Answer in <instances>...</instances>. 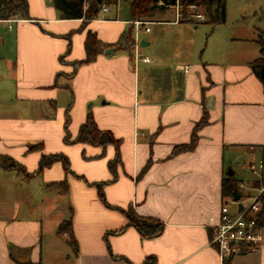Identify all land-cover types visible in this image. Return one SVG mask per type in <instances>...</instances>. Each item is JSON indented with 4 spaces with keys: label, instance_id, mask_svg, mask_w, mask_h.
I'll return each instance as SVG.
<instances>
[{
    "label": "crops",
    "instance_id": "crops-1",
    "mask_svg": "<svg viewBox=\"0 0 264 264\" xmlns=\"http://www.w3.org/2000/svg\"><path fill=\"white\" fill-rule=\"evenodd\" d=\"M27 2L29 18L0 19V156L30 174L0 167V264H143L149 256L157 264H225L210 224L228 199L223 180L230 170L236 178L227 152L264 158V86L251 67L262 29L223 40L214 57L194 65L161 55L147 63L137 58L147 56L142 48L152 37L130 15L101 11L81 31L83 19H63L52 0ZM175 20L168 8L147 22L178 27L188 41L185 25L193 20ZM131 29L134 44L126 49ZM88 30L104 51L75 71ZM72 100L73 139L91 109L98 127L121 140L114 181V146L103 155L101 146L65 142ZM205 112L209 123L195 149L173 155L190 143ZM43 153L66 155L72 172L55 162L35 174ZM260 184L257 177L247 196ZM129 209L162 222V233L142 238L128 226ZM70 218L77 251L58 231ZM228 260L264 264V242Z\"/></svg>",
    "mask_w": 264,
    "mask_h": 264
},
{
    "label": "trees",
    "instance_id": "trees-1",
    "mask_svg": "<svg viewBox=\"0 0 264 264\" xmlns=\"http://www.w3.org/2000/svg\"><path fill=\"white\" fill-rule=\"evenodd\" d=\"M56 9L60 11L61 17L63 19H72V18H81L83 19V24L79 30L84 31L89 22L93 19H96L102 9L103 5H107L108 7H117L121 2H128L130 7V18L131 20L138 21H148L156 14L163 12L177 4L180 3L182 11L184 15L186 14V10H189L190 5H198L203 6L205 9V15L208 16V20L213 25L223 24L227 19V4L226 0H103L102 3H99L97 0H88L89 5L85 6L86 0H52ZM21 16L23 18H29V5L27 0H0V19H9L15 16ZM183 21H191V19H183ZM70 37V36H68ZM256 41L260 46V55L256 58L252 63L251 67L255 74V76L259 79V81L264 86V29H258ZM134 44L133 39V30L127 33L125 36V48L130 49ZM85 50L86 57L83 60H79L73 63L74 70L76 71L81 65L88 64L94 62L99 54L104 51V45L101 43L97 35L88 30L87 37L85 41ZM71 75H74L72 73ZM73 105V100L71 104L68 106L66 111V124H65V142L68 144L72 143H84L91 144L95 146H101L103 148V155L108 146H114L116 149V155L113 160L109 162V168L113 173L114 181L117 178L116 167L121 162L120 155V145L121 140L118 139L113 132L109 130H102L98 127L94 115L89 110L87 115V119L85 123H83L80 127L79 133L76 138H72L71 133L69 131L70 124V110ZM209 123V115L207 112L204 113L202 119L195 126V130L193 132L190 143L181 144L175 147L173 151V155H177L182 152L192 151L195 149L198 141V131L201 127L207 125ZM34 148V147H33ZM38 148V147H37ZM55 162H61L65 168L67 173H71V163L69 158L62 154H45L43 153L41 159L39 161V166L37 172L35 174H40L42 171L54 164ZM0 167L4 169H18L22 171L27 176L25 169L22 168L14 159L7 156H0ZM148 167V165H147ZM105 183L100 184V186ZM237 190L240 194V183L235 178V175H228L223 180V197L225 198H233L234 192ZM101 197L104 199V193L101 189ZM105 200V199H104ZM129 223L128 226L135 227L142 238H155L160 235L164 229V225L162 222L156 219H148L138 216L133 209H129L125 211ZM260 222L264 224V196H263V207L260 212ZM59 233H68L70 236V245L77 251L78 244L75 239L73 230H72V219H68L63 222L58 229ZM249 248H244L243 251ZM33 264V263H31ZM143 264H157V259L155 256H149ZM225 264H230V260L226 261Z\"/></svg>",
    "mask_w": 264,
    "mask_h": 264
},
{
    "label": "rangeland",
    "instance_id": "rangeland-1",
    "mask_svg": "<svg viewBox=\"0 0 264 264\" xmlns=\"http://www.w3.org/2000/svg\"><path fill=\"white\" fill-rule=\"evenodd\" d=\"M227 4V19L223 24L213 25L209 22L208 16L206 21L199 22L192 18L191 22L186 23L185 39H179V28L173 26H160L155 23H150L147 27L151 32L146 33V29L140 30L144 36L152 37L150 45L142 48L146 51L147 57L154 58L158 55L163 56L165 62L176 63V57H180L181 63H189L194 65L200 61H205L207 58L214 57L216 48L220 46L223 40H228L237 35H248L254 31V27L264 29V0H226ZM111 11L119 12V17H129L130 7L128 2H122L117 7H109ZM176 10L174 6L169 8ZM200 13L205 14L203 6H199ZM188 14L189 10L185 11ZM172 13V12H171ZM174 16V12L172 13ZM177 28V29H176ZM189 28V29H188ZM258 33V29H257ZM180 63V62H179ZM233 150L227 152V159L233 163V169L236 171V178L239 183L242 181L244 187L240 188L243 193L241 201L248 204L247 194L251 190L253 181L257 178L250 171V163H258L261 159L260 154L246 155L245 152L239 151L236 153L233 160ZM241 180V181H240ZM254 185H259L255 183ZM255 193V192H254ZM230 204L232 212L236 213V204L233 198L226 200Z\"/></svg>",
    "mask_w": 264,
    "mask_h": 264
},
{
    "label": "built area",
    "instance_id": "built-area-1",
    "mask_svg": "<svg viewBox=\"0 0 264 264\" xmlns=\"http://www.w3.org/2000/svg\"><path fill=\"white\" fill-rule=\"evenodd\" d=\"M89 5V1H85V6ZM176 9V22H180L186 16V19H197L199 22L206 21V15L200 13L198 5H190L189 12L184 15L181 5L177 2L174 5ZM101 11L108 12L109 7L103 5ZM11 21H16L13 18ZM137 27H142L146 31H150L147 27L149 24L147 21L138 20L134 22ZM10 28H12L10 26ZM137 60L150 63L152 59L147 56L138 57ZM189 66L185 67L188 71ZM250 171L259 177L261 184L255 189V193L248 196V204L246 205L243 201V207L239 208V202L236 204V213L234 214L230 208V204L225 202L221 205L220 215L216 221L211 218V228L213 231V236L211 243L215 245L221 258L224 262L228 260L234 254L240 253L244 248L255 249L259 247L264 242V224L260 222V212L263 207V196H264V158L260 159L258 163L253 162L249 166ZM244 185L240 184V188Z\"/></svg>",
    "mask_w": 264,
    "mask_h": 264
},
{
    "label": "water",
    "instance_id": "water-1",
    "mask_svg": "<svg viewBox=\"0 0 264 264\" xmlns=\"http://www.w3.org/2000/svg\"><path fill=\"white\" fill-rule=\"evenodd\" d=\"M97 1L99 3H102L103 2V0H97ZM141 45L142 46H145V45H147V43L146 42H142ZM110 52H112V49L107 50V53H110ZM233 174L234 173H233L232 170H230L229 173H228V175H230V176H232ZM241 197H242L241 194L237 190H235L234 196H233V200L235 202H239L241 200ZM242 207H243V203L242 202H239V208L241 209Z\"/></svg>",
    "mask_w": 264,
    "mask_h": 264
}]
</instances>
